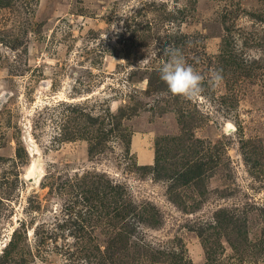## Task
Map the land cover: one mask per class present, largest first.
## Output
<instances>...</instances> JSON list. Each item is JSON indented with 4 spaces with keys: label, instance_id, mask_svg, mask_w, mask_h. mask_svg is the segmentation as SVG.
Wrapping results in <instances>:
<instances>
[{
    "label": "rangeland",
    "instance_id": "1",
    "mask_svg": "<svg viewBox=\"0 0 264 264\" xmlns=\"http://www.w3.org/2000/svg\"><path fill=\"white\" fill-rule=\"evenodd\" d=\"M0 264H264V0H0Z\"/></svg>",
    "mask_w": 264,
    "mask_h": 264
},
{
    "label": "clouds",
    "instance_id": "2",
    "mask_svg": "<svg viewBox=\"0 0 264 264\" xmlns=\"http://www.w3.org/2000/svg\"><path fill=\"white\" fill-rule=\"evenodd\" d=\"M165 55H168L169 59L159 68V76L167 84L168 90L173 95L184 99L191 100L199 97L204 90L205 77L186 64L179 50L169 52L166 49ZM221 82V73L212 71L208 77V85L215 88Z\"/></svg>",
    "mask_w": 264,
    "mask_h": 264
},
{
    "label": "trees",
    "instance_id": "3",
    "mask_svg": "<svg viewBox=\"0 0 264 264\" xmlns=\"http://www.w3.org/2000/svg\"><path fill=\"white\" fill-rule=\"evenodd\" d=\"M203 163H204L203 161L194 162L193 166H189V163H187V167H185V169L181 171V173L179 174L180 179H186L188 176L194 175L196 172H197V176L200 177L202 175Z\"/></svg>",
    "mask_w": 264,
    "mask_h": 264
}]
</instances>
